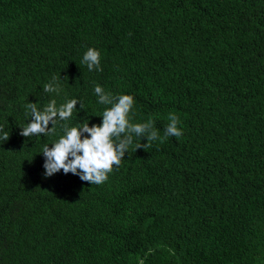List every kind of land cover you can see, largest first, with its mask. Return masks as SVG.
Segmentation results:
<instances>
[{
    "label": "trees",
    "instance_id": "trees-1",
    "mask_svg": "<svg viewBox=\"0 0 264 264\" xmlns=\"http://www.w3.org/2000/svg\"><path fill=\"white\" fill-rule=\"evenodd\" d=\"M96 85L183 135L133 137L101 184L45 177V144L102 125ZM53 99L73 118L20 135ZM0 129V264H264V0H0Z\"/></svg>",
    "mask_w": 264,
    "mask_h": 264
},
{
    "label": "clouds",
    "instance_id": "clouds-1",
    "mask_svg": "<svg viewBox=\"0 0 264 264\" xmlns=\"http://www.w3.org/2000/svg\"><path fill=\"white\" fill-rule=\"evenodd\" d=\"M82 63L87 64L89 71L94 68L102 71L98 50L89 48ZM44 91L59 95L61 86L55 76L44 85ZM94 91L99 97L100 104L111 105L102 115V125L89 127L87 121L81 125L77 122L70 127L65 126L63 134L51 148L45 144L41 152L46 157L43 165L45 177H51L63 169L64 173L78 174L83 181L101 184L108 179L113 165H120L121 159L133 143V137L140 139L146 136L148 141L146 144L137 143L136 151L141 147L144 149L150 147L156 140L162 142L169 136L183 135L182 130L177 126L180 123L179 117L175 114H169V123L165 128L164 136L161 137L151 119L145 123L130 122L129 114L134 104L131 95L113 96L112 93H106L100 85H96ZM76 104L77 99H72L58 107L53 99L41 110L36 103H27L26 108L30 110L31 122L22 127L20 135L30 138L34 135L47 136L54 133L58 122H68L73 118ZM81 107L83 108L82 104ZM84 132L89 133V136L82 138ZM9 135L8 132H4L2 139L7 141Z\"/></svg>",
    "mask_w": 264,
    "mask_h": 264
},
{
    "label": "bare ground",
    "instance_id": "bare-ground-1",
    "mask_svg": "<svg viewBox=\"0 0 264 264\" xmlns=\"http://www.w3.org/2000/svg\"><path fill=\"white\" fill-rule=\"evenodd\" d=\"M119 69V68H118Z\"/></svg>",
    "mask_w": 264,
    "mask_h": 264
}]
</instances>
